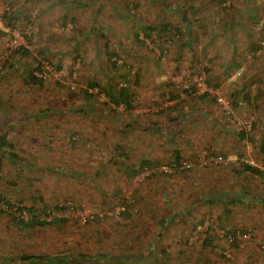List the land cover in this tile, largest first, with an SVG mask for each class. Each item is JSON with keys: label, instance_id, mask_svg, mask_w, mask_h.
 I'll list each match as a JSON object with an SVG mask.
<instances>
[{"label": "rangeland", "instance_id": "rangeland-1", "mask_svg": "<svg viewBox=\"0 0 264 264\" xmlns=\"http://www.w3.org/2000/svg\"><path fill=\"white\" fill-rule=\"evenodd\" d=\"M16 10L11 28L4 13ZM165 25L180 34L165 35ZM147 27L149 38L139 31ZM104 41L121 57L118 74L107 70ZM28 67L40 68L43 85L24 83ZM125 84L129 110L108 96ZM242 87L255 102L236 97ZM1 122L12 148L0 149V200L55 219L21 230L1 213L0 264L51 254H83L85 264H264V178L241 166L264 171V0H0ZM175 149L191 169L128 177L118 156L135 170L141 160L170 165ZM211 155L224 162L208 164ZM66 203L75 210L58 217Z\"/></svg>", "mask_w": 264, "mask_h": 264}, {"label": "trees", "instance_id": "trees-1", "mask_svg": "<svg viewBox=\"0 0 264 264\" xmlns=\"http://www.w3.org/2000/svg\"><path fill=\"white\" fill-rule=\"evenodd\" d=\"M18 14H19V11L16 10L15 13L13 14H9V13H4V15L6 16V18L8 19V22L7 24L12 28V21L13 20H17L19 17H18ZM65 14H64V18H65ZM170 26L169 25H165L163 30L161 32H164L165 35H170V37H173L175 36V33L177 34H180L179 30L176 29L175 32H171L170 31ZM148 30H150V27H147L146 30L144 29H140L139 31L141 33H143V35H145V37L149 38L150 35L148 34ZM138 36H139V33H135L134 34V38L135 40H139L138 39ZM101 39H103L102 35L100 36ZM142 42V41H141ZM143 43V42H142ZM103 47H104V54H105V60H106V65H107V70L115 73V74H118V70H119V67L117 62L118 60H120V55L118 53H116L113 49L111 50H108L109 47H108V43L107 41H104L103 42ZM257 47L254 46V45H251L250 47V51H254ZM16 53L20 56V55H23V56H26L28 55V50L25 49V48H18V50H16ZM7 68H5L4 66V71H6ZM34 70L38 71L41 73V70L39 67H36L35 69H31L30 67H28L26 69V72H25V76H24V83L27 84V85H43V79L41 77H36L34 75ZM207 70V69H206ZM3 71V72H4ZM136 78H138V76L136 75ZM88 85L92 88L94 87H100L99 83L96 82L94 79H92V81H89L88 82ZM189 89L191 90V93L187 92V89L184 90V92H186V96L191 95L192 94V91H193V87H189ZM183 91V89H182ZM188 93V94H187ZM241 93L242 96L240 97L246 104H251L253 102L256 101L257 97H251L250 96V93H248L247 91H244L243 90V87L240 89L239 92H234V94H239ZM84 96H85V100H89L90 97L92 96L90 93H87L86 91L84 92ZM110 100L112 102H114V105L115 107H119V106H124L126 109H133L134 106L132 104L133 102V99L132 96L129 94V89L128 87L125 85L119 87V89L116 91V95L115 96H112L110 94H108ZM181 95H179V93L173 95V94H169L168 97L170 98H180ZM239 96V95H238ZM199 99L201 100H204L206 97H208V93L207 92H203L201 95L198 96ZM237 97V95H236ZM187 99L186 98H183V99H180V102L181 103H186ZM234 107H237V104L235 103V101H233V104H232ZM6 120L5 119L3 121L4 124H7L6 123ZM2 122L0 123V126L1 124H3ZM129 126H131L130 123H128ZM167 128L169 129V126L166 125ZM254 126V125H252ZM238 135H239V138L240 139H243L245 137V132L240 130L238 132ZM74 140V138H73ZM73 140L71 139V142H73ZM251 140V139H249ZM12 148V145L10 143H8L7 139H6V134H2L0 135V149L2 148ZM115 152H117V150H115ZM7 155H10L13 157V159L15 158V155H12V153L8 152ZM119 157H122L123 158V163H122V166L126 169H128V177H134L136 175H138V173H140L142 170H144V168H156L159 164L158 163H154L152 161H147V160H141L139 163H138V168L133 170L131 167H130V164L128 165V162H129V155L126 153V152H123L121 151V154L118 155ZM222 158H224L222 155H220ZM115 156L111 157L109 159V161H111V163L115 164V162L113 161V158ZM171 162L173 163H176V164H179L181 163L182 161V157H181V153L180 151L178 150H174L173 151V158L172 160H170ZM241 166H242V169L243 171L247 172V173H251V174H254V175H258L260 177H263L264 178V171H262L261 169H259L258 167H255V166H252V165H249L248 163H241ZM162 174V175H171V174H168V173H165V172H156V173H151L149 176L151 175H155V174ZM227 198H231V199H234V197H230V196H227ZM242 197L240 198L239 196L237 197V201H241ZM3 202L6 206H7V209L6 210H1L0 211V214L1 213H4V212H8V214L10 215V217L13 219V222L14 224L20 228L21 230L23 229H34L36 227H44V226H49L53 223V219L55 218H52L51 220H47V219H39L37 217H34L33 215H29V217L26 219L24 218H21L19 217V213L21 214L24 210H26L25 208H22L21 206H18L17 205V211L15 212H11L12 211V205L7 203V202H4V201H1L0 200V203ZM21 203V202H19ZM121 208H123L122 210L119 211L118 214L122 215V216H126L127 213H126V206L125 205H119ZM119 207V208H120ZM44 211H46L45 215L48 217L49 216V212L48 211H51L49 206L48 205H43V208H42ZM66 209L65 205L62 204V205H56L55 206V210L56 211H61V210H64ZM48 210V211H47ZM17 212V213H16ZM48 212V213H47ZM100 216H98L97 214H93V218L91 221L93 222H98L100 220ZM61 220L65 221L66 219L65 218H62ZM231 232V235L233 236L235 234V229H233ZM54 255L52 258L51 256ZM124 256V255H123ZM131 257H134V256H131ZM22 259H28L32 262V261H39L37 262V264H85L86 263V260L87 259V256L86 255H83V254H78V255H58V254H51L49 255L48 257H40V256H33V255H22L21 256ZM97 259H100L99 257H95ZM141 259V257H140ZM88 260H91L93 261L94 259H90L88 257ZM9 262V260H8ZM95 262V261H94ZM8 264V263H7ZM32 264H35L34 262H32Z\"/></svg>", "mask_w": 264, "mask_h": 264}, {"label": "built area", "instance_id": "built-area-1", "mask_svg": "<svg viewBox=\"0 0 264 264\" xmlns=\"http://www.w3.org/2000/svg\"><path fill=\"white\" fill-rule=\"evenodd\" d=\"M186 89H187V92L191 93V90L189 89V86L185 85L183 87V91H182V95L183 96H186V92H184V90H186ZM218 102H220L222 105H226V103L220 98L218 99ZM223 162H224L223 158L220 155H211V157L208 160V164L209 163L210 164H212V163L213 164H221ZM192 167H193L192 161L186 160V161H181V163H179V164L171 163L170 165H159L156 168H144V170H142V172L148 171L150 169L152 171H149V174L156 173V172H165V173H168V174H173V173L178 172V171L189 170ZM64 205H65L66 209L58 211V213H57L58 217H60V216L61 217L66 216L67 217L70 212H73V210H75L74 209L75 207L71 203H66ZM6 209H7V206L3 202H1L0 203V211L1 210H6ZM122 209L123 208L120 207L117 210V212L119 213V210H122ZM18 215L21 218H24V219L26 218L27 219L26 214L24 213V211L21 214L19 213ZM77 216H79V218L81 220H83V221H85L87 219L92 220V218H93V215H89L90 218L84 217V215L82 213H80L79 211H77Z\"/></svg>", "mask_w": 264, "mask_h": 264}]
</instances>
